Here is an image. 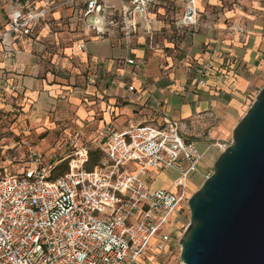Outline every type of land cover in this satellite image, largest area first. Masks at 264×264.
Returning a JSON list of instances; mask_svg holds the SVG:
<instances>
[{"label": "crops", "instance_id": "crops-1", "mask_svg": "<svg viewBox=\"0 0 264 264\" xmlns=\"http://www.w3.org/2000/svg\"><path fill=\"white\" fill-rule=\"evenodd\" d=\"M44 1L0 0V34L12 11H35ZM130 1L100 0L118 25L98 11L86 16L78 1L50 13L28 36L4 38L0 48L15 50L16 58L0 56V97L19 102L13 131L60 133L66 148L72 141L86 147L88 159L99 152L101 160L105 128L120 133L175 121L201 155L187 180L193 186L264 86V0H193L199 19L189 28L180 24L187 0H160L129 21L122 11ZM174 178L159 189L173 190ZM144 181L153 190V179Z\"/></svg>", "mask_w": 264, "mask_h": 264}, {"label": "built area", "instance_id": "built-area-1", "mask_svg": "<svg viewBox=\"0 0 264 264\" xmlns=\"http://www.w3.org/2000/svg\"><path fill=\"white\" fill-rule=\"evenodd\" d=\"M78 1L86 16L98 11L108 24H119L100 0H45L38 10L12 11L0 45L9 36H28L50 13ZM159 1L131 0L122 16L129 21L133 14L144 16ZM198 19L193 0H187L180 24L189 28ZM0 56L13 62L16 52L0 48ZM179 128L167 119L120 133L105 128L102 158L91 171L84 170L88 149L72 141L70 170L55 178L56 165L29 152L20 174L0 176V264H162L170 241L163 229L187 203V180L201 159ZM151 171H174V189L151 190L144 181Z\"/></svg>", "mask_w": 264, "mask_h": 264}, {"label": "water", "instance_id": "water-1", "mask_svg": "<svg viewBox=\"0 0 264 264\" xmlns=\"http://www.w3.org/2000/svg\"><path fill=\"white\" fill-rule=\"evenodd\" d=\"M187 207L181 264H264V86Z\"/></svg>", "mask_w": 264, "mask_h": 264}, {"label": "rangeland", "instance_id": "rangeland-1", "mask_svg": "<svg viewBox=\"0 0 264 264\" xmlns=\"http://www.w3.org/2000/svg\"><path fill=\"white\" fill-rule=\"evenodd\" d=\"M5 98L0 97V176L4 171L10 174H20L28 166L29 152L40 154L45 162H57L60 161L57 159L73 151L72 144L70 147L67 146L66 148V146L60 142V139L63 138L60 133H57L56 136H49V134L37 135V133H33L32 130L29 132L13 131L12 126L20 115L19 102L15 103L14 100H5ZM254 98L255 97H253V100ZM43 139H45L44 142H42ZM217 155L218 153L215 154L213 159L206 160L205 166L201 169L197 177H195L193 186L187 184V198L196 192L205 179L212 174L213 164L218 157ZM52 157L54 160H48ZM69 162L70 158L58 162L51 176L55 178L68 172L70 170ZM99 162L100 158L97 164ZM148 177L153 179V183L151 184L153 190L159 188L167 189L169 181L174 178L167 172H163L162 175L154 171L149 172ZM188 181L191 182L190 177ZM189 217L190 214L187 203L183 202L181 203L179 212L175 214L173 219H170L171 224L163 229V233L169 235L170 241L168 243V251L164 252L160 257L162 264H181L179 258V240L189 223Z\"/></svg>", "mask_w": 264, "mask_h": 264}, {"label": "trees", "instance_id": "trees-1", "mask_svg": "<svg viewBox=\"0 0 264 264\" xmlns=\"http://www.w3.org/2000/svg\"><path fill=\"white\" fill-rule=\"evenodd\" d=\"M100 153L99 152H91L89 153V159L87 164L84 166L85 171H91L94 166L97 165V162L99 161Z\"/></svg>", "mask_w": 264, "mask_h": 264}, {"label": "bare ground", "instance_id": "bare-ground-1", "mask_svg": "<svg viewBox=\"0 0 264 264\" xmlns=\"http://www.w3.org/2000/svg\"><path fill=\"white\" fill-rule=\"evenodd\" d=\"M187 185V184H186ZM187 197V196H186Z\"/></svg>", "mask_w": 264, "mask_h": 264}]
</instances>
